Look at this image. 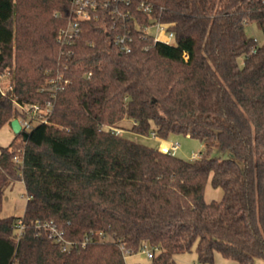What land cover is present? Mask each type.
Masks as SVG:
<instances>
[{"label": "trees", "instance_id": "obj_1", "mask_svg": "<svg viewBox=\"0 0 264 264\" xmlns=\"http://www.w3.org/2000/svg\"><path fill=\"white\" fill-rule=\"evenodd\" d=\"M92 1L96 18L60 44L70 0H0V84L11 87L0 90V129L15 103L53 104L48 124L0 147V207L15 180L27 196L21 217H0V264H126L125 250L144 247L148 264H177L193 247L201 264L216 254L264 264V0H130L117 4L125 20L111 0ZM151 21L172 43L141 36ZM123 35L129 52L115 44ZM124 130L187 136L203 151L184 160ZM215 146L230 157H212ZM208 180L219 201L205 200Z\"/></svg>", "mask_w": 264, "mask_h": 264}, {"label": "built area", "instance_id": "obj_2", "mask_svg": "<svg viewBox=\"0 0 264 264\" xmlns=\"http://www.w3.org/2000/svg\"><path fill=\"white\" fill-rule=\"evenodd\" d=\"M112 3H115V7L113 9V13H116L118 17L122 20L128 18V13L126 11L118 10L117 4L121 6H128L130 4V0H111ZM73 5L74 10V18L69 22L68 26L65 29L59 31L58 34V42L60 44H70L74 41V37L78 35L80 32V24L82 21L90 20L92 18H96L94 14L96 3L92 0H70ZM139 8L143 13H149L150 7L145 2H141ZM141 36L143 37H152L154 41H161L166 44L172 43L173 41V33L168 31L165 26L155 23L151 21L148 25H141L137 26ZM165 33V37H161L160 34ZM130 42L131 37L129 35L118 36L115 40V44L121 51L129 52L130 51ZM7 74H0V81L5 79ZM62 79V75H59L55 78L49 80V85L51 86L52 90L56 91L60 88V80ZM7 82V81H4ZM66 82V80L64 81ZM10 85L8 82L2 86L0 84V90L4 93L5 89H10ZM19 115L15 117L21 126V132H27L31 130L34 126L38 124H48L49 118L52 113V101L47 100L44 103H15ZM116 134H119L120 131H115ZM153 138H156L153 133H151ZM180 145L178 142H169L164 143L162 142L159 146V150L166 154H175V152L179 149ZM199 156V155H198ZM196 154L191 156V160H194L198 157ZM15 161H19V156L15 157ZM43 227L47 228L50 232V235L55 238L57 242L62 244V249H66V243L62 237V233L58 231V229L52 224H42ZM23 229L22 224L19 222L17 224V233L18 235L21 234ZM68 245V243H67ZM141 252L145 253V257L147 260H151L153 257V252L148 248L144 247ZM125 256L128 255V251H124Z\"/></svg>", "mask_w": 264, "mask_h": 264}, {"label": "rangeland", "instance_id": "obj_3", "mask_svg": "<svg viewBox=\"0 0 264 264\" xmlns=\"http://www.w3.org/2000/svg\"><path fill=\"white\" fill-rule=\"evenodd\" d=\"M245 32L249 37H253L257 40L258 43H262L263 35L260 30L254 24H250L246 26ZM161 37H165V33L160 34ZM241 62V59L239 60ZM7 82H4V85ZM3 85V86H4ZM128 121L124 123L126 126H129ZM122 135L134 142L147 145L150 147L156 148L160 140L157 138H153L151 135H138L131 133L129 131H121ZM14 139H17L16 135L13 133L9 123H6L0 129V147L7 146ZM18 142V140L16 141ZM165 142H178L180 147L175 152V156L180 157L184 160H191V156L196 154L197 156L200 152L203 151L202 143L194 138H189L183 135H171ZM212 157L226 159L229 158V154L226 151L220 150L217 146H215L211 152ZM222 190L220 188H213L208 180L204 190V198L207 202L212 200L219 201L222 197ZM26 191L22 181L15 180L11 182V184L5 189L3 193L2 203L0 207V217H8V216H16L21 217L24 213L25 205H26ZM174 261L177 264H201L197 260V255L195 252V248L193 247L191 252L179 254L174 257ZM261 262L258 260L257 264ZM213 264H234L233 261L224 259L220 255L216 254L214 257Z\"/></svg>", "mask_w": 264, "mask_h": 264}, {"label": "crops", "instance_id": "obj_4", "mask_svg": "<svg viewBox=\"0 0 264 264\" xmlns=\"http://www.w3.org/2000/svg\"><path fill=\"white\" fill-rule=\"evenodd\" d=\"M158 140H160V142L158 143V145L156 147L157 149H159V146L161 145L162 142L169 143V142H165V140H167V139H158ZM125 262H126V264H148L149 260L146 259L144 252H139L137 254H128V255H126L125 256Z\"/></svg>", "mask_w": 264, "mask_h": 264}, {"label": "water", "instance_id": "obj_5", "mask_svg": "<svg viewBox=\"0 0 264 264\" xmlns=\"http://www.w3.org/2000/svg\"><path fill=\"white\" fill-rule=\"evenodd\" d=\"M9 125H10V127H11V129H12V131H13V133H14L15 135H20L21 138H22L24 141L27 140V133H25V132H21V126H20V123H19V121H18L16 118L12 119V120L9 122Z\"/></svg>", "mask_w": 264, "mask_h": 264}]
</instances>
